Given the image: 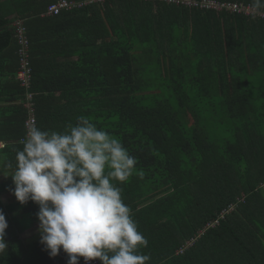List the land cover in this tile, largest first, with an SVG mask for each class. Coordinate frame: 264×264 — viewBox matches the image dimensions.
<instances>
[{
    "label": "trees",
    "instance_id": "16d2710c",
    "mask_svg": "<svg viewBox=\"0 0 264 264\" xmlns=\"http://www.w3.org/2000/svg\"><path fill=\"white\" fill-rule=\"evenodd\" d=\"M52 2L0 0V142L8 146L0 156L14 162L22 148L29 91L37 127L62 132L85 115L137 158L142 176L119 186L149 242L141 249L149 264H264L260 12L108 0L46 15ZM16 19L28 41L27 90L15 78ZM12 187L0 176L3 264H67L66 253L49 257L29 235L38 205L19 204Z\"/></svg>",
    "mask_w": 264,
    "mask_h": 264
},
{
    "label": "clouds",
    "instance_id": "9594fccd",
    "mask_svg": "<svg viewBox=\"0 0 264 264\" xmlns=\"http://www.w3.org/2000/svg\"><path fill=\"white\" fill-rule=\"evenodd\" d=\"M264 12V0H250ZM14 162L0 156V176H11L19 204L38 205L39 242L49 257L61 251L67 264H149L141 249L148 240L138 230L132 209L122 199V185L137 172V158L111 132L85 115L62 132L26 130ZM8 146L0 142V153ZM8 222L0 210V264L7 255Z\"/></svg>",
    "mask_w": 264,
    "mask_h": 264
},
{
    "label": "built area",
    "instance_id": "2783aa9c",
    "mask_svg": "<svg viewBox=\"0 0 264 264\" xmlns=\"http://www.w3.org/2000/svg\"><path fill=\"white\" fill-rule=\"evenodd\" d=\"M108 0H83L81 2H76L74 0H54V2L50 3L46 8V15H57L61 11H69L74 8H79L86 4L91 3H104ZM139 1H163L165 3H174L176 5H187L190 6H199L207 9H214L217 11H229V12H241L243 11L245 14H249L253 12V10L246 6L244 7L241 4L229 3V2H218L216 0H200L197 2L196 0H139ZM259 15L264 18V12H260ZM14 27V36L16 38L18 44L17 54L19 57V67L16 71L15 78L20 82V85L24 87L26 90L29 88L30 84V76H31V67L29 64V54H28V41L25 36V29L22 24V20L16 19L12 23ZM32 95L29 91L26 93L24 106L27 108V117L25 120V128L32 125L35 122L34 109L32 108L33 102L31 101ZM36 123V122H35ZM26 133V132H25ZM25 136V135H24ZM24 138V137H23ZM20 139V141L23 140ZM79 264H85L83 258L81 257ZM88 264H100L99 260H94L88 262Z\"/></svg>",
    "mask_w": 264,
    "mask_h": 264
},
{
    "label": "rangeland",
    "instance_id": "374dc122",
    "mask_svg": "<svg viewBox=\"0 0 264 264\" xmlns=\"http://www.w3.org/2000/svg\"><path fill=\"white\" fill-rule=\"evenodd\" d=\"M204 73H202L201 75V81L202 83L204 82ZM180 117H181V122L184 126V128L186 129V131H192L194 128V122L191 118V116L189 115V113H185L183 110L179 111ZM188 114V118L186 117V115Z\"/></svg>",
    "mask_w": 264,
    "mask_h": 264
},
{
    "label": "crops",
    "instance_id": "0c3cea01",
    "mask_svg": "<svg viewBox=\"0 0 264 264\" xmlns=\"http://www.w3.org/2000/svg\"><path fill=\"white\" fill-rule=\"evenodd\" d=\"M61 58H62V61L65 59L64 57H61ZM73 58H75V57H73ZM67 59H65V60H67ZM37 225H38V222H35L34 225L29 229V235L39 236V233L37 232Z\"/></svg>",
    "mask_w": 264,
    "mask_h": 264
},
{
    "label": "bare ground",
    "instance_id": "6f19581e",
    "mask_svg": "<svg viewBox=\"0 0 264 264\" xmlns=\"http://www.w3.org/2000/svg\"><path fill=\"white\" fill-rule=\"evenodd\" d=\"M157 2V1H156ZM71 11V10H70ZM59 41V40H58ZM73 44V43H72ZM73 47V46H72ZM54 50V49H53ZM85 60V59H84ZM90 60V59H89ZM62 63V62H61ZM42 64V63H41ZM43 70V69H42ZM52 71V70H51ZM55 75V74H54ZM174 105V104H173Z\"/></svg>",
    "mask_w": 264,
    "mask_h": 264
}]
</instances>
